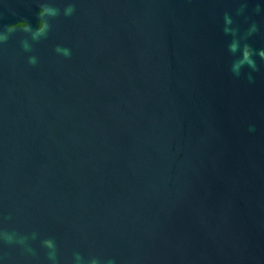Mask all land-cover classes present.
Listing matches in <instances>:
<instances>
[{"label":"water","instance_id":"water-1","mask_svg":"<svg viewBox=\"0 0 264 264\" xmlns=\"http://www.w3.org/2000/svg\"><path fill=\"white\" fill-rule=\"evenodd\" d=\"M0 264H264V0H0Z\"/></svg>","mask_w":264,"mask_h":264},{"label":"flooded vegetation","instance_id":"flooded-vegetation-1","mask_svg":"<svg viewBox=\"0 0 264 264\" xmlns=\"http://www.w3.org/2000/svg\"><path fill=\"white\" fill-rule=\"evenodd\" d=\"M25 24H26V23H24V22H20V23H19V25H25Z\"/></svg>","mask_w":264,"mask_h":264}]
</instances>
